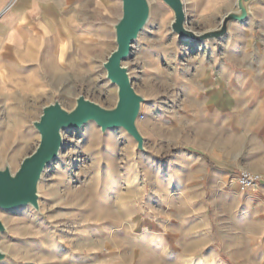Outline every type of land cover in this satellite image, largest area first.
Returning <instances> with one entry per match:
<instances>
[{"label":"clouds","instance_id":"obj_1","mask_svg":"<svg viewBox=\"0 0 264 264\" xmlns=\"http://www.w3.org/2000/svg\"><path fill=\"white\" fill-rule=\"evenodd\" d=\"M136 2L0 0V264H264V0Z\"/></svg>","mask_w":264,"mask_h":264},{"label":"water","instance_id":"obj_2","mask_svg":"<svg viewBox=\"0 0 264 264\" xmlns=\"http://www.w3.org/2000/svg\"><path fill=\"white\" fill-rule=\"evenodd\" d=\"M177 10L178 6H177ZM144 14V10L142 5L138 4L136 0H129L128 4V19L125 23V25L121 29V39L122 43L126 42L130 36L132 35L133 30L138 27L142 16ZM246 21V20H245ZM241 21V23L245 22ZM182 40H189L193 42L199 43V41L186 36L182 34ZM125 49L127 48L126 43H124ZM112 74L113 78L123 82L122 81V74L118 71V62L114 61L112 64ZM130 94L127 91V86L125 85V96L126 98ZM134 114V110L129 104L126 109L117 117H104L101 114H97L92 111L82 110L81 113L75 117V119H82L85 115H88L90 117H94L96 119H100L102 123L110 122L112 120H119L120 122L124 123H130L131 117ZM68 118L64 117L62 115L57 114L56 112H52L49 115L48 120L45 122L42 131L45 133V146L44 151L41 153L40 157L35 161V163L32 165L33 168L39 167V165L44 161V159L52 152L55 151L57 145H58V139L56 137V129L63 126L67 122ZM78 129L75 124L69 123L65 130H75ZM117 129V126H112V130ZM56 160L55 155H52L51 161H49V166ZM9 187L8 184H5L3 186H0V205H3L5 207H8V210H15L23 207V204H11L13 201L11 198L6 194L7 188ZM11 204V205H10Z\"/></svg>","mask_w":264,"mask_h":264},{"label":"rangeland","instance_id":"obj_3","mask_svg":"<svg viewBox=\"0 0 264 264\" xmlns=\"http://www.w3.org/2000/svg\"><path fill=\"white\" fill-rule=\"evenodd\" d=\"M247 21H245V22H243V23H246ZM181 42L183 43V44H186V45H188L191 49H192V51L193 52H195V50H196V47H197V45L199 44V43H197V42H193V41H189V40H181ZM70 135L71 134H73V133H76V134H79V129H75V130H66ZM112 131H117V129H114V130H112ZM64 147H65V149L67 148V147H69V145H64ZM56 161V160H55ZM54 161V162H55ZM158 163H160V164H163V166L166 168V164L164 163V162H158ZM51 166V165H50ZM174 191H176V189L174 188L173 189ZM153 203H158L157 201H155V200H153L152 201ZM10 212H12V213H14V214H19V213H21L22 211H23V207L22 208H19V209H15V210H9Z\"/></svg>","mask_w":264,"mask_h":264}]
</instances>
